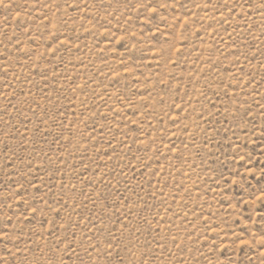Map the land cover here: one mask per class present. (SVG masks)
Returning <instances> with one entry per match:
<instances>
[{"label":"rangeland","instance_id":"obj_1","mask_svg":"<svg viewBox=\"0 0 264 264\" xmlns=\"http://www.w3.org/2000/svg\"><path fill=\"white\" fill-rule=\"evenodd\" d=\"M0 264H264V0H0Z\"/></svg>","mask_w":264,"mask_h":264}]
</instances>
